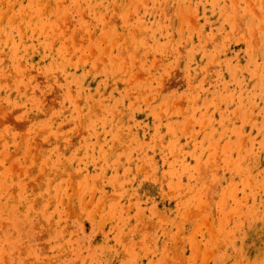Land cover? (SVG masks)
<instances>
[{
    "label": "rangeland",
    "instance_id": "rangeland-1",
    "mask_svg": "<svg viewBox=\"0 0 264 264\" xmlns=\"http://www.w3.org/2000/svg\"><path fill=\"white\" fill-rule=\"evenodd\" d=\"M0 264H264V0H0Z\"/></svg>",
    "mask_w": 264,
    "mask_h": 264
},
{
    "label": "bare ground",
    "instance_id": "bare-ground-1",
    "mask_svg": "<svg viewBox=\"0 0 264 264\" xmlns=\"http://www.w3.org/2000/svg\"><path fill=\"white\" fill-rule=\"evenodd\" d=\"M62 4V3H61ZM109 4V3H108ZM179 6V5H178ZM172 7V6H171ZM263 7V6H262ZM48 8V7H47ZM10 9V8H9ZM24 13V12H23ZM18 16V15H17ZM239 20V19H238ZM128 21V20H127ZM172 21V20H171ZM240 21V20H239ZM244 21H245V19H244ZM14 22V21H13ZM162 23V22H161ZM198 23V22H197ZM105 24V23H104ZM244 24V23H243ZM241 25V24H240ZM7 30V29H6ZM137 30V29H136ZM141 31V30H140ZM89 32V31H88ZM76 33V32H75ZM131 33V32H130ZM255 33V32H254ZM93 34V33H92ZM106 34V33H105ZM139 35V34H138ZM126 36V35H125ZM25 39V38H24ZM256 39V38H255ZM3 40V39H2ZM253 42H255V41H253ZM84 43V42H83ZM96 43H97V41H96ZM114 43V42H113ZM56 45V44H55ZM113 46V45H112ZM139 48V47H138ZM131 49V48H130ZM130 51V50H129ZM4 55V54H3ZM117 55V54H116ZM135 56H137L136 54H135ZM6 57V56H5ZM137 63V62H136ZM22 65V64H21ZM23 66V65H22ZM71 66V65H70ZM80 66V65H79ZM128 67V66H127ZM92 69V68H91ZM127 69V68H126ZM65 71V70H64ZM90 71V70H89ZM128 71V70H127ZM88 72V71H87ZM144 72V71H143ZM62 74V73H61ZM13 75V74H12ZM54 89V88H53ZM162 90V89H161ZM55 91V90H54ZM126 98V97H125ZM130 99V98H129ZM78 101V100H77ZM79 102V101H78ZM121 108V107H120ZM124 114V113H123ZM119 117V116H118ZM82 120V119H81ZM85 120V119H84ZM121 120V119H120ZM80 123H81V121H80ZM83 125V124H82ZM82 131V130H81ZM121 131V130H120ZM121 133V132H120ZM124 133V132H123ZM48 231V230H47ZM47 233V232H46ZM5 261V260H4Z\"/></svg>",
    "mask_w": 264,
    "mask_h": 264
}]
</instances>
